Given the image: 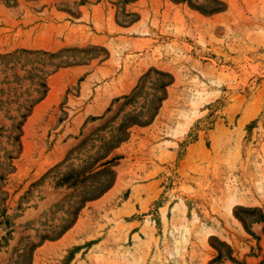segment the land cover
<instances>
[{
  "label": "rangeland",
  "instance_id": "obj_1",
  "mask_svg": "<svg viewBox=\"0 0 264 264\" xmlns=\"http://www.w3.org/2000/svg\"><path fill=\"white\" fill-rule=\"evenodd\" d=\"M0 264H264V0H0Z\"/></svg>",
  "mask_w": 264,
  "mask_h": 264
},
{
  "label": "trees",
  "instance_id": "obj_2",
  "mask_svg": "<svg viewBox=\"0 0 264 264\" xmlns=\"http://www.w3.org/2000/svg\"><path fill=\"white\" fill-rule=\"evenodd\" d=\"M40 86H41L42 88H44V85H43V84H41ZM40 93H41V95L36 99L35 102H37L38 100H40V99L42 98V96H43V94H44V89H42ZM20 117H21V118H24L25 115H22V114H21ZM20 124H21L20 121L17 122L16 125H15V128L17 129L18 126H19Z\"/></svg>",
  "mask_w": 264,
  "mask_h": 264
}]
</instances>
